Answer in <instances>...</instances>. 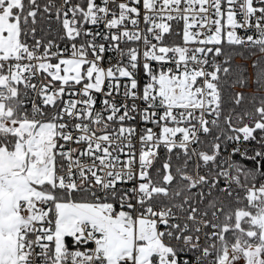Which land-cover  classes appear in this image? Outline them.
I'll return each instance as SVG.
<instances>
[{
  "label": "snow or ice",
  "instance_id": "6c2138e0",
  "mask_svg": "<svg viewBox=\"0 0 264 264\" xmlns=\"http://www.w3.org/2000/svg\"><path fill=\"white\" fill-rule=\"evenodd\" d=\"M53 15L73 42L67 58L35 39ZM225 43L264 54V0H0V264H264V95L232 93L225 111L228 81L248 83ZM106 51L118 56L107 69ZM253 76L264 93V56ZM121 87L159 132L125 126L137 107L115 102ZM213 190L223 200L201 207Z\"/></svg>",
  "mask_w": 264,
  "mask_h": 264
},
{
  "label": "built area",
  "instance_id": "2783aa9c",
  "mask_svg": "<svg viewBox=\"0 0 264 264\" xmlns=\"http://www.w3.org/2000/svg\"><path fill=\"white\" fill-rule=\"evenodd\" d=\"M75 2V0H74ZM97 2L99 3L100 0H97ZM57 5L59 6L60 3H62V0H56ZM171 24L173 25V33H181L182 32V28H183V22L182 21H172ZM146 27V25L143 23V20H141L140 23V29H144ZM129 28H131V25H129ZM47 29L48 31L54 35V38L48 40V41H52L54 46L52 48V52H56L57 51V46L59 48V50H61L63 52L64 57H68L71 54V41H68L67 39L63 38V29L60 25V23L55 19L54 15L52 17H48L47 18ZM100 31H104L103 26H101ZM238 34L243 36L245 35L244 30H238ZM248 34H251V30L248 31ZM48 41L42 42V46L40 48V51L43 52L45 49L43 47V45H45ZM97 42L98 43H106L105 41H103L100 38H97ZM164 42L166 44H182V39H181V35H166L165 36V40ZM77 43H79V41H77ZM153 43H155V41H153ZM32 45V44H29ZM127 46H133V47H139L141 49V51H143V46L142 44H136V43H131L130 45H125V44H121V47H127ZM245 48H250L249 46H243ZM104 59L103 61H101V65L107 69L108 67H111L112 65L117 63L118 60V56L115 52L112 51H106L104 54ZM91 54L89 55V59H91ZM217 60H220L222 58H216ZM53 63H56V59L54 58ZM155 67H158L157 65L154 64ZM167 67V66H165ZM136 78L138 79V90L142 91L143 87L145 86V84L148 82V78L145 75V73L143 72L142 69H138L137 73H136ZM127 81L122 79L121 80V84L123 85L124 83H126ZM56 85L59 86V82H56ZM81 86L77 85L76 89H79ZM95 99H96V105L95 108L97 110H103V104L102 101L103 99H105L106 97L104 96L103 93H95ZM68 97L65 96V100H67ZM26 101V106L31 109V103L28 102V98H25ZM39 101L37 100V103ZM115 102L116 103H126L129 106H131L133 103L136 104L137 107V112L136 113H132V115H135V119L134 120H128L125 121V126H134L136 128L137 133H142L143 130L146 127H152L154 129V131L159 132V129L156 128L154 125L152 124H145L143 122V120L141 119V116L139 114L140 110L144 109L146 107L145 103L141 100H136V101H132L131 99H125L123 96V87H121V94L120 95H116L115 96ZM158 112L162 111V109H157ZM106 114V113H105ZM209 119H211L209 117ZM213 137H209V136H203L202 135V139L204 140V143L198 147L207 150L210 147V142L212 140ZM133 143L136 144V147L139 148L140 145L138 143V141L134 138L133 139ZM235 146L233 145L231 142H228L226 145L222 146V149H226V151H223V156L224 157H228L232 147ZM242 149L243 148H247V150L249 152H251L254 148L255 149H259V146L256 145L255 143H250L248 145H241ZM177 152L179 150H176ZM168 153L166 152V150L161 147L160 151H159V157L156 161V163L154 164V169L158 168L159 165L162 164V162L164 160L167 159L168 157ZM243 158L241 157L239 154H237L236 156L231 157V159L236 160V158ZM172 162L173 163H181L182 162V157H178L175 153L172 154ZM195 163V160H193L192 162H190V168H191V164ZM203 171V170H202ZM195 191V190H194ZM216 190L212 191V194L215 192ZM204 205V203H202L200 206ZM89 247H91V245H89ZM241 264H243V262H241Z\"/></svg>",
  "mask_w": 264,
  "mask_h": 264
},
{
  "label": "trees",
  "instance_id": "16d2710c",
  "mask_svg": "<svg viewBox=\"0 0 264 264\" xmlns=\"http://www.w3.org/2000/svg\"><path fill=\"white\" fill-rule=\"evenodd\" d=\"M39 2L41 3V5L43 6V4L46 2V0H39ZM47 16H43L39 19L37 25H35L37 31L35 34V39H39L42 42L48 41L52 38H54V35H52L48 29H47ZM27 43L28 44H34L35 40L33 39V37L31 35H29L27 37ZM224 48L225 53L228 54V56L231 59L232 62V66L233 68L237 69V71L239 72V74L241 75L242 79L243 78H247V87H245L243 84H235L234 80H235V76L232 77L231 80L228 81V86H225L224 88V109L225 111H231L233 104H232V93L235 92H244L246 96H252L255 95L257 97H259L260 95H264V93H261L257 90V86L254 83V76H253V72H254V65L256 63H258L261 60V57L264 56V54L259 53L257 50H255L254 48H245L243 46H236V45H228V44H224L222 46ZM251 105V101L248 102L247 106ZM216 133V129H213V134ZM209 137H213L212 134L208 135ZM228 142H225L223 145H226ZM238 163L242 164V165H246L248 167L252 166V162L251 161H247L244 158H236V160ZM174 166L179 165V163H173ZM161 165L158 166V168H160ZM223 193H217V191H215L213 194H211V196L207 197V199H205V201L203 202L204 205H202L201 207H204L209 200L212 199H217V200H223ZM226 206L228 207H237V206H243V205H236L235 203L229 202Z\"/></svg>",
  "mask_w": 264,
  "mask_h": 264
}]
</instances>
